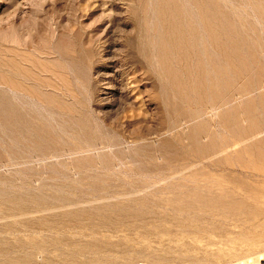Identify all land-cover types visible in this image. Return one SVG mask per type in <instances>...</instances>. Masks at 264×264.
I'll use <instances>...</instances> for the list:
<instances>
[{
  "label": "rangeland",
  "instance_id": "1",
  "mask_svg": "<svg viewBox=\"0 0 264 264\" xmlns=\"http://www.w3.org/2000/svg\"><path fill=\"white\" fill-rule=\"evenodd\" d=\"M259 251L264 0H0V264Z\"/></svg>",
  "mask_w": 264,
  "mask_h": 264
},
{
  "label": "bare ground",
  "instance_id": "2",
  "mask_svg": "<svg viewBox=\"0 0 264 264\" xmlns=\"http://www.w3.org/2000/svg\"><path fill=\"white\" fill-rule=\"evenodd\" d=\"M262 260H264V253L259 251V253L256 254L255 256L247 255L245 257L243 256L240 258H235L233 260H230V261L222 263V264H259L262 262Z\"/></svg>",
  "mask_w": 264,
  "mask_h": 264
}]
</instances>
